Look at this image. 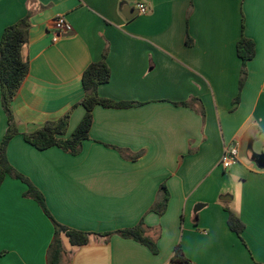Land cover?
<instances>
[{
    "label": "crops",
    "instance_id": "crops-1",
    "mask_svg": "<svg viewBox=\"0 0 264 264\" xmlns=\"http://www.w3.org/2000/svg\"><path fill=\"white\" fill-rule=\"evenodd\" d=\"M29 14V72L12 103L18 135L7 158L57 222L91 233L81 247L61 236V264H172L178 245L191 264H264V169L251 159L264 153V0H0V40ZM58 17L73 32L55 39ZM241 37L255 56L239 91ZM105 50L110 79L98 96L134 105L96 106L79 155L28 144L23 134L66 115L67 136L76 129L86 113L82 75ZM7 129L0 87V143ZM230 146L238 160L224 169ZM163 184L169 201L159 216L149 210ZM26 191L10 176L0 188V264H47L54 227ZM228 211L244 223L241 236ZM142 220L157 255L105 236Z\"/></svg>",
    "mask_w": 264,
    "mask_h": 264
},
{
    "label": "trees",
    "instance_id": "trees-1",
    "mask_svg": "<svg viewBox=\"0 0 264 264\" xmlns=\"http://www.w3.org/2000/svg\"><path fill=\"white\" fill-rule=\"evenodd\" d=\"M30 27L29 14L16 24L8 26L4 30L0 40L1 102L8 119V129L0 143V188L7 176L18 179L26 184L27 191L24 196L34 200L39 205L44 215L51 221L54 227V237L47 251L46 263L61 264L64 253L61 236L65 235L72 246L81 247L88 244L91 233L77 231L57 222L49 211L46 199L42 192L36 188L29 179L18 173L10 165L7 158L8 145L12 138L18 135V130L13 117L12 103L29 72V65L23 59L22 50L28 43ZM236 51L238 57L242 61L241 78L239 83V91H241L247 76V62L255 56V46L253 41L241 37L237 42ZM106 55L107 50L103 53L102 60L90 64L82 75V86L85 91V96L80 104L84 107L86 113L76 129L67 136L69 115H66L56 122L45 123L36 132L23 134V138L28 144L39 151H45L57 147L66 154L72 156L79 155L82 151L83 142L90 138V130L93 125L92 111L96 106L122 109L134 105L133 103L127 102H114L98 96V87L107 83L110 79V70L106 63ZM238 101L239 97L235 99V103H238ZM181 105L187 106L188 104L182 103ZM112 148L118 151L122 157L132 161L141 157V154L131 155L124 149L118 147ZM168 201L169 194L166 186L163 184L161 185L156 200L149 211L154 212L159 216L164 215ZM227 223L230 230L238 236H241L245 230L244 223L232 212H229ZM149 231L150 228L147 227L142 220L132 228L119 230L114 233L106 234L105 236L109 237L113 234H117L122 238L132 239L146 246L152 254L157 255L159 249L157 247L156 239L148 236ZM171 262L172 264H191L180 245L176 247Z\"/></svg>",
    "mask_w": 264,
    "mask_h": 264
},
{
    "label": "built area",
    "instance_id": "built-area-1",
    "mask_svg": "<svg viewBox=\"0 0 264 264\" xmlns=\"http://www.w3.org/2000/svg\"><path fill=\"white\" fill-rule=\"evenodd\" d=\"M138 9L141 14H146L148 12V9L143 4L138 5ZM52 31L55 39H58L62 36L72 33L73 28L63 17H58L53 21ZM237 160L238 148L236 146H230L225 148L220 160V165L224 169H228L232 165L236 164Z\"/></svg>",
    "mask_w": 264,
    "mask_h": 264
},
{
    "label": "water",
    "instance_id": "water-1",
    "mask_svg": "<svg viewBox=\"0 0 264 264\" xmlns=\"http://www.w3.org/2000/svg\"><path fill=\"white\" fill-rule=\"evenodd\" d=\"M129 11L134 12V10H131L130 8H129ZM124 15L126 18H130V16H128L126 13H124ZM251 159L259 169H264V153L262 154L253 153L251 156ZM202 207L203 205H199L196 208V210H199Z\"/></svg>",
    "mask_w": 264,
    "mask_h": 264
},
{
    "label": "rangeland",
    "instance_id": "rangeland-1",
    "mask_svg": "<svg viewBox=\"0 0 264 264\" xmlns=\"http://www.w3.org/2000/svg\"><path fill=\"white\" fill-rule=\"evenodd\" d=\"M255 150H257V148H255ZM253 153V152H252ZM229 170H227V172H228Z\"/></svg>",
    "mask_w": 264,
    "mask_h": 264
}]
</instances>
